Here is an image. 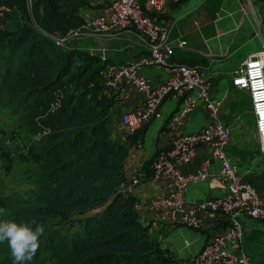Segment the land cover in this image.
Listing matches in <instances>:
<instances>
[{
  "label": "trees",
  "instance_id": "1",
  "mask_svg": "<svg viewBox=\"0 0 264 264\" xmlns=\"http://www.w3.org/2000/svg\"><path fill=\"white\" fill-rule=\"evenodd\" d=\"M0 3L13 7L0 27V106L31 136L23 146L18 130L0 133V174L26 160L35 182L30 197L0 195V220L36 217L45 226L25 264H182L149 234L137 197L123 187L136 139L112 136L100 57L52 37L83 24L79 12L90 0ZM11 261L0 243V264Z\"/></svg>",
  "mask_w": 264,
  "mask_h": 264
},
{
  "label": "crops",
  "instance_id": "2",
  "mask_svg": "<svg viewBox=\"0 0 264 264\" xmlns=\"http://www.w3.org/2000/svg\"><path fill=\"white\" fill-rule=\"evenodd\" d=\"M111 0H90L91 7H83L79 14L84 21L107 12ZM159 21L171 28L173 41L185 40L183 47H175L170 63L200 65L206 68V77L212 81V93L222 99L221 116L230 126L231 136L227 145L231 159L238 165L244 180L253 182L264 198V154L259 151V139L251 99L244 98L232 85L235 69L264 42V0H165L157 14ZM263 27V30H262ZM78 49L101 56L111 61L129 63L147 54L143 38L132 31H118L81 39ZM68 44L66 48H70ZM141 74L154 85L165 81L168 70L165 66L145 65ZM113 98L111 130L114 138L127 140L134 136L136 143L129 151L126 161L128 183L141 177V183L130 187L138 203L136 208L141 222L149 234L159 239L161 247L186 264L203 248L216 231L225 227L224 221L205 219L202 227L193 228L182 223H173L167 210H155L152 198L167 195L173 189L170 178L153 179L151 165L147 162L160 151L169 147L173 134L167 127L171 115L180 107V98L169 96L161 105V115L149 121L143 128L129 130L121 123V115L139 107L145 94L130 87L107 90ZM209 121L203 104L190 115L183 127L184 132L200 130ZM138 131V132H137ZM209 150L201 147L193 161L184 171L198 168ZM218 162H213L212 172L217 173ZM224 189L215 177L191 185L186 193L187 203L203 201L223 194ZM244 247L251 257L264 264V220L245 218Z\"/></svg>",
  "mask_w": 264,
  "mask_h": 264
},
{
  "label": "built area",
  "instance_id": "3",
  "mask_svg": "<svg viewBox=\"0 0 264 264\" xmlns=\"http://www.w3.org/2000/svg\"><path fill=\"white\" fill-rule=\"evenodd\" d=\"M165 0H111L107 12L70 28L65 34L52 37L61 47L89 36L118 31H132L143 38L147 54L129 63L111 61L102 55L101 76L107 90L126 86L145 94L142 104L121 115V123L129 130H138L161 115V105L169 96L180 98V107L171 115L167 127L173 137L169 147L154 156L153 179H172L174 186L167 195L151 200L155 210H167L173 223L199 228L210 221H224L225 227L205 243L199 253L186 264H263L255 261L244 247L245 218L264 220V198L257 186L244 180L238 165L231 159L227 145L231 128L222 119L223 101L212 93V81L206 77V68L200 65L170 63L175 47H183L185 40L173 41L171 28L159 21ZM13 7L0 3V27ZM145 65L165 66L168 78L154 85L141 74ZM232 85L246 91L251 99L259 139V151L264 154V42L234 70ZM203 104L209 121L200 130L184 132L190 115ZM209 150L197 169L184 171L196 157L198 150ZM218 162L217 173L211 168ZM210 177L218 179L223 194L203 201L187 203L186 193L191 185ZM141 177L132 178L131 188L141 183ZM128 188L131 190V188Z\"/></svg>",
  "mask_w": 264,
  "mask_h": 264
},
{
  "label": "rangeland",
  "instance_id": "4",
  "mask_svg": "<svg viewBox=\"0 0 264 264\" xmlns=\"http://www.w3.org/2000/svg\"><path fill=\"white\" fill-rule=\"evenodd\" d=\"M79 41H72L70 46L76 45ZM240 91L245 99L250 98L246 91L241 89ZM16 130L21 134L20 143L23 146L26 145L31 136L27 130L19 127L17 114L15 115L10 109L0 106V133L7 134ZM34 188L33 166L26 160L13 159L12 168L9 171L2 170L0 174V195H19L22 198H27L32 195Z\"/></svg>",
  "mask_w": 264,
  "mask_h": 264
},
{
  "label": "clouds",
  "instance_id": "5",
  "mask_svg": "<svg viewBox=\"0 0 264 264\" xmlns=\"http://www.w3.org/2000/svg\"><path fill=\"white\" fill-rule=\"evenodd\" d=\"M3 215V209H0ZM45 226L36 217L16 222L0 220V243H6L12 257L11 264H25L37 254Z\"/></svg>",
  "mask_w": 264,
  "mask_h": 264
},
{
  "label": "water",
  "instance_id": "6",
  "mask_svg": "<svg viewBox=\"0 0 264 264\" xmlns=\"http://www.w3.org/2000/svg\"><path fill=\"white\" fill-rule=\"evenodd\" d=\"M262 30H263V27H262Z\"/></svg>",
  "mask_w": 264,
  "mask_h": 264
}]
</instances>
